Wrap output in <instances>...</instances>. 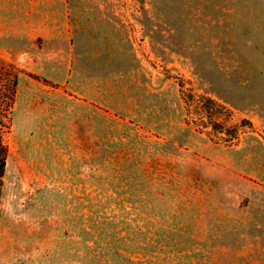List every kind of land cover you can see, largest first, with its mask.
I'll return each mask as SVG.
<instances>
[{
    "label": "rangeland",
    "instance_id": "1",
    "mask_svg": "<svg viewBox=\"0 0 264 264\" xmlns=\"http://www.w3.org/2000/svg\"><path fill=\"white\" fill-rule=\"evenodd\" d=\"M0 118V264H264V0H0Z\"/></svg>",
    "mask_w": 264,
    "mask_h": 264
},
{
    "label": "trees",
    "instance_id": "2",
    "mask_svg": "<svg viewBox=\"0 0 264 264\" xmlns=\"http://www.w3.org/2000/svg\"><path fill=\"white\" fill-rule=\"evenodd\" d=\"M16 83V82H15ZM3 122L0 118V127L2 126ZM6 160H7V148L3 144L1 135H0V178L3 177L6 167Z\"/></svg>",
    "mask_w": 264,
    "mask_h": 264
}]
</instances>
